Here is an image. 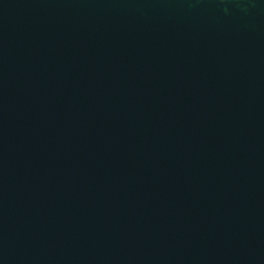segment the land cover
Listing matches in <instances>:
<instances>
[{
  "label": "water",
  "instance_id": "95a60500",
  "mask_svg": "<svg viewBox=\"0 0 264 264\" xmlns=\"http://www.w3.org/2000/svg\"><path fill=\"white\" fill-rule=\"evenodd\" d=\"M0 264H264V0H0Z\"/></svg>",
  "mask_w": 264,
  "mask_h": 264
}]
</instances>
